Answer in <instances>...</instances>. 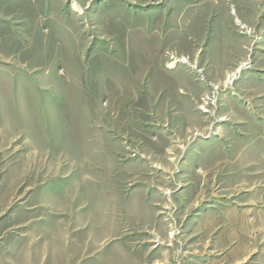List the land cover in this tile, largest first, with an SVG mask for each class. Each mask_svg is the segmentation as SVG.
<instances>
[{"label": "rangeland", "instance_id": "obj_1", "mask_svg": "<svg viewBox=\"0 0 264 264\" xmlns=\"http://www.w3.org/2000/svg\"><path fill=\"white\" fill-rule=\"evenodd\" d=\"M0 264H264V0H0Z\"/></svg>", "mask_w": 264, "mask_h": 264}, {"label": "bare ground", "instance_id": "obj_2", "mask_svg": "<svg viewBox=\"0 0 264 264\" xmlns=\"http://www.w3.org/2000/svg\"><path fill=\"white\" fill-rule=\"evenodd\" d=\"M75 8H76V6H75Z\"/></svg>", "mask_w": 264, "mask_h": 264}]
</instances>
